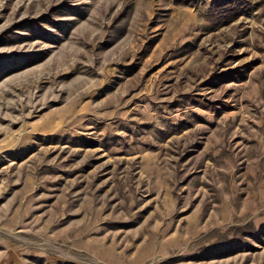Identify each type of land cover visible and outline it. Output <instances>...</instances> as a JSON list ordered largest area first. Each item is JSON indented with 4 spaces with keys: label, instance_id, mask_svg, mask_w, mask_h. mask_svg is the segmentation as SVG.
Listing matches in <instances>:
<instances>
[{
    "label": "rangeland",
    "instance_id": "374dc122",
    "mask_svg": "<svg viewBox=\"0 0 264 264\" xmlns=\"http://www.w3.org/2000/svg\"><path fill=\"white\" fill-rule=\"evenodd\" d=\"M0 0V264H264V0Z\"/></svg>",
    "mask_w": 264,
    "mask_h": 264
},
{
    "label": "trees",
    "instance_id": "16d2710c",
    "mask_svg": "<svg viewBox=\"0 0 264 264\" xmlns=\"http://www.w3.org/2000/svg\"><path fill=\"white\" fill-rule=\"evenodd\" d=\"M179 1L185 4H189V3H196L198 0H179ZM225 5L226 4L223 1L217 0L212 4L211 9L206 13V17L209 20L217 19L219 22L223 24H228L241 15V13H238L240 6L231 5L229 7H226Z\"/></svg>",
    "mask_w": 264,
    "mask_h": 264
}]
</instances>
